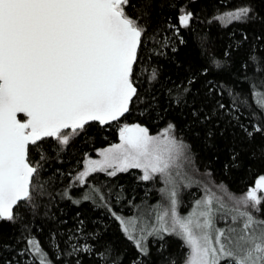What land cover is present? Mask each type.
I'll use <instances>...</instances> for the list:
<instances>
[{
  "label": "snow or ice",
  "instance_id": "6c2138e0",
  "mask_svg": "<svg viewBox=\"0 0 264 264\" xmlns=\"http://www.w3.org/2000/svg\"><path fill=\"white\" fill-rule=\"evenodd\" d=\"M170 7L178 5L172 3ZM129 8L137 11L132 0H0V222L19 224L20 235L15 242L22 244L17 253L20 259L4 264H81V253L91 258L88 264H124L123 253L105 241L99 229L86 231L82 219L66 233L51 231L46 241L48 249L33 234L39 208L34 193H43L46 186L57 182L58 175H65L56 169L47 180H41L45 165L53 159L44 147L48 138L52 141L49 150L59 157L75 138L88 134L93 122L105 125L119 121L137 105L143 106L142 115L156 111L161 107V95L165 111L186 109L198 124L220 121L238 129L249 144L255 142L257 135L264 138V58L256 54L255 44L239 61L233 55L243 51L249 40L246 33L220 57L208 52L205 38L197 36L206 56L202 70L180 84L160 88L159 68L150 61L152 56L165 54L168 38L157 30L149 32L148 23H142L140 16L130 15ZM178 11L177 23L167 26L174 35L181 30L177 25L189 29L194 18L187 6ZM212 19L224 27L233 21L260 20L264 24V18L248 5ZM255 40L264 44V33ZM149 43L154 47L148 48ZM181 43H185L182 38ZM226 67L231 69L229 76L235 72L237 80L249 84L248 95L253 103L226 85L208 79L202 88L196 87L200 76L207 77L210 71ZM250 69L253 75H248ZM242 107L251 109V127L241 120ZM176 130V124L168 123L153 135L140 123L123 124L119 127L120 142L100 150L101 159L83 161V170L75 176L66 173L69 184L56 196L77 206L90 201L94 207L105 209L144 256L148 250L143 241L148 235L168 233L179 236L190 249L186 264H264V215L259 214L264 212V175L241 197L229 194L231 205L222 197L209 195L197 201V210L187 217L177 211L173 188L169 193L170 206L157 212L159 226L151 230L140 217L125 218L113 209V201L120 204L127 199L122 187L113 191L104 183L88 180L95 173L116 177L118 173L140 169V179L144 181L163 176L174 184L169 169L175 158L190 149ZM208 135H212L210 130ZM258 148L264 155V145ZM33 154L38 158L33 160ZM239 155L232 152V166H238ZM73 187L84 189L79 198L70 194ZM45 208L43 217L56 221L50 208ZM218 214L223 227L217 224ZM29 215L32 219L26 222ZM57 223L63 225L67 221ZM65 235V248L61 249L57 236ZM12 247L0 244V249Z\"/></svg>",
  "mask_w": 264,
  "mask_h": 264
},
{
  "label": "trees",
  "instance_id": "16d2710c",
  "mask_svg": "<svg viewBox=\"0 0 264 264\" xmlns=\"http://www.w3.org/2000/svg\"><path fill=\"white\" fill-rule=\"evenodd\" d=\"M137 5V11L131 8L128 12L132 16H140L141 22H147L149 32L157 30L160 36H166L168 47L164 49V55L152 56L150 63L159 68L161 84L160 88L171 87L173 83L180 84L186 77L202 70L206 62V56L201 51L200 41L197 36L204 37V47L208 52L215 53L217 57L228 48L235 45L243 34H247L249 40L245 43L243 51L234 52L233 55L239 61L241 57H246L249 46L256 45V54L264 58V44L255 40L258 34L264 33V24L260 20L249 21L248 23L233 21L226 27L212 18L225 12L235 10L243 5H248L254 9L255 13L264 18V0H132ZM172 3L178 5L177 8L170 7ZM187 6L193 12L194 18L189 29L180 27V32L173 34L167 26L177 23L178 9ZM209 21H212L209 23ZM181 38L185 43H181ZM148 48L154 45L149 43ZM172 49H175L173 51ZM230 68L210 71L207 77L200 76L196 87L202 88L205 79L214 83L223 84L231 88L235 93H240L242 98H247L249 103H253L249 93V84L242 79L237 80L235 72L229 76ZM248 75H253L251 69ZM147 87V85H145ZM229 98L226 95L225 100ZM143 106L137 105L130 113L125 114L119 121L106 126H101L93 122L88 127V134L75 138L67 149L55 156L54 151L49 150L51 138L44 144L48 155L53 157L45 165L46 172L41 174V180H47L56 169L65 173L64 176L57 177V182L46 186L43 193L36 195V203L39 205L38 215L32 227V232L36 235L45 249H48L47 238L51 231H65L74 228L78 219L85 221L86 231L99 229L104 233L103 239L110 241L118 252L124 255V264H180L184 260L187 250L185 242L174 234H164L153 241V237L148 242V254L144 256L136 249L132 241L127 240L121 227L107 211L103 208L94 207L90 201L82 202L79 206L70 200H61L56 196L57 192L62 191L68 184L70 178L66 175L72 172L73 176L78 171L83 170V161L95 155L96 151L111 146L119 141V127L123 124L140 123L149 128L150 133L156 135L160 133L168 123L177 125L176 135L183 139L186 145L190 146L185 151L187 162V173H185L190 186L181 189L178 196L187 200L194 201L209 194L214 198H223L226 203L231 205L227 196L243 195L249 188L254 187L255 181L259 176L264 175V155L259 151L258 146L264 145V138L257 135L255 142L249 144L238 129H232L227 124L216 121L207 125L194 123L192 117L187 115L186 109L169 108L164 110V98L161 95V107L156 111H146L141 114ZM249 111L241 108L243 115L241 120L251 127L249 123ZM22 117V114H20ZM256 122V121H253ZM218 125V126H217ZM209 130L212 135L209 136ZM223 133V135H221ZM31 147V146H30ZM233 151L240 155L236 161L238 166L230 163ZM33 160L38 157L33 154ZM62 161V163L58 162ZM78 162H81L78 164ZM183 162V161H182ZM225 164L229 166L225 168ZM141 172L137 169L125 173H118L116 177H108L105 173H95L88 177L93 184L104 183L112 187L113 191L123 189V195L127 197L120 204L113 201V209L120 215H130L138 207L162 201L164 192L162 181L158 178L150 181L140 179ZM85 188L87 185L84 186ZM83 188L73 187L70 194L74 198H79ZM49 193L51 195H49ZM55 197V200H52ZM131 202V203H129ZM45 206L50 208V214L54 213L56 221H51L43 217ZM264 208V205H262ZM77 213L79 216L77 217ZM264 215V212L259 213ZM31 216L27 217L26 222L31 221ZM65 220L67 224H58L57 221ZM106 229V231H105ZM20 235L19 224L10 222H0V244H11V249H0V264L10 259L19 260L17 255L22 244H16V238ZM67 238L57 236L60 241L61 249L65 248L63 241ZM95 243V241H90ZM81 264H88L91 258L85 253ZM61 259H64L61 257ZM71 261L72 258H68ZM59 264V261H57Z\"/></svg>",
  "mask_w": 264,
  "mask_h": 264
},
{
  "label": "rangeland",
  "instance_id": "374dc122",
  "mask_svg": "<svg viewBox=\"0 0 264 264\" xmlns=\"http://www.w3.org/2000/svg\"><path fill=\"white\" fill-rule=\"evenodd\" d=\"M223 14H221V15H223ZM119 142L120 141H118L114 144H117ZM106 148H108V147H106ZM102 149H105V148H102ZM102 149H100V150H102ZM100 150L96 151L95 155L90 156L87 159H89V158L97 159V160L101 159V157L99 156ZM185 157H186V154L184 152L182 155L175 158L173 163H172V167L169 169L172 177L175 179L174 184L166 182L163 176H157L156 177L162 181L163 192H164V198L162 199V201H158L157 203L152 204L150 207H148L147 204H143V205L139 206L138 209L135 212H133L132 214L122 215V216H124L125 218L132 217V216L140 217L142 219L143 223H146L149 226V230H151L152 227H158L159 224H158V221L156 219L157 212L160 211L162 208H167L170 206L169 193L173 188H175L176 193H177V196H176V199L178 201L177 211L182 217H187L193 211L197 210V203L196 202L204 199L206 196H209V194H207V195L205 194L203 197H201L199 199H195L194 201L193 200L192 201L187 200L184 198V196L180 197V198L178 196V192H180L181 189H184V188L191 185V183H188L187 179H186L187 175L185 173H187L186 171L188 168H187V165H185V163L187 162V159H185ZM131 170H133V169H130L129 171H131ZM137 170H139L141 172V175H143L142 170H140V169H137ZM261 194L264 195V193H261ZM241 196L242 195L235 196V197L239 198ZM227 197L229 198V196H227ZM231 203H232V201H231ZM219 215L220 214L217 215V224H218V226L223 227L224 222L219 219ZM143 223L138 224L137 228L139 229L140 227H142ZM164 234H168V233H154L152 235H148L146 240L143 241L144 246L147 248V250H148V242H149L150 238L153 237L152 238L153 241L156 242L157 237L162 236ZM137 235H139V232H137ZM189 255H190V249L187 246V250L185 251V254H184V260L180 264H186V261H187Z\"/></svg>",
  "mask_w": 264,
  "mask_h": 264
},
{
  "label": "water",
  "instance_id": "95a60500",
  "mask_svg": "<svg viewBox=\"0 0 264 264\" xmlns=\"http://www.w3.org/2000/svg\"><path fill=\"white\" fill-rule=\"evenodd\" d=\"M122 118V117H121ZM114 122H116V121H113V122H111V123H114ZM111 123H109V124H111ZM109 124H105V125H101V126H106V125H109Z\"/></svg>",
  "mask_w": 264,
  "mask_h": 264
}]
</instances>
